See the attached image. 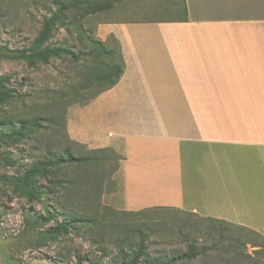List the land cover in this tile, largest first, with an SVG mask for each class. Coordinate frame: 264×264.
Segmentation results:
<instances>
[{
	"label": "crops",
	"instance_id": "0c3cea01",
	"mask_svg": "<svg viewBox=\"0 0 264 264\" xmlns=\"http://www.w3.org/2000/svg\"><path fill=\"white\" fill-rule=\"evenodd\" d=\"M183 1L177 22L96 24L123 73L69 111L66 135L120 158L119 211H185L264 236V0Z\"/></svg>",
	"mask_w": 264,
	"mask_h": 264
},
{
	"label": "rangeland",
	"instance_id": "374dc122",
	"mask_svg": "<svg viewBox=\"0 0 264 264\" xmlns=\"http://www.w3.org/2000/svg\"><path fill=\"white\" fill-rule=\"evenodd\" d=\"M181 1L116 0L87 17L69 14L36 53L71 49L75 56L41 60L30 47L45 8H53L44 0H0V264H264V236L185 211H119L109 197L121 191L120 158L81 151L65 132L69 111L113 80L97 79L96 66L120 63L113 43L108 57L85 49L96 24L177 22ZM68 157L85 159L37 167ZM48 213L56 219L48 222ZM72 218L78 223L49 238V229ZM189 245L205 256L182 260Z\"/></svg>",
	"mask_w": 264,
	"mask_h": 264
},
{
	"label": "trees",
	"instance_id": "16d2710c",
	"mask_svg": "<svg viewBox=\"0 0 264 264\" xmlns=\"http://www.w3.org/2000/svg\"><path fill=\"white\" fill-rule=\"evenodd\" d=\"M44 1H47L48 4L53 8V10L50 8H45V12L47 15L43 17L42 22H41V28L39 29L37 37L35 38V40L33 41L30 47L31 51L35 53V58H38L41 60H45L49 55L57 56L59 54H66L71 57L75 56L74 53L71 51V49H68V50L67 49H53V50H46V51L44 50V51H41L40 53H36L44 46L45 43H47L51 39L52 34L56 29V26L58 24L63 23L64 20L68 18L69 14L78 13L80 18L87 17L97 12L109 10L111 8L112 2L116 0H44ZM42 4L44 6H47L46 3H42ZM181 4L182 5H181V9L179 13H180L181 19L184 20L187 13H186V8H185L183 0L181 1ZM86 48H90V50L92 49L99 50L102 52V54L105 57H108L110 55L109 53L110 51L105 50L106 45L97 41L96 39H92L91 41H89L85 49ZM118 56L120 58L119 53H118ZM123 69H124V64L121 61V59H120L119 64H116V63L98 64L95 69L96 71H99L96 78L102 79V78L113 77V80L110 82L109 86L106 88V89H110L113 86H115L117 82L119 81L123 73ZM99 152L108 153V151L106 150L97 151V153ZM84 159L85 158L78 159L75 157H68L67 159L46 161L45 163H43L42 165H38L37 167L43 170H46L47 168L59 166V165L66 164V163H80L82 162L81 160H84ZM40 194H42L41 191H40ZM154 209L162 210L159 208H154ZM150 211H154V210L147 209V210H143V211L133 213V214L135 215L145 214ZM33 219H35V221L42 220L41 217H37V216H34ZM55 219H56V215H51V213H48V217L46 219L48 222L49 221L52 222ZM78 220H79L78 218H72V220L68 222H61L56 227L49 229L46 233L49 236V238H52L61 232L62 233L67 232L70 228H72L73 224L78 223ZM205 220L210 221V222H218L212 219H205ZM236 228L239 229L240 231H245L249 235L260 237V235L250 230H246L240 227H236ZM255 247L257 246L255 245L253 248ZM187 250H188L187 253H185L182 257V260L186 258L196 259L198 256L200 255L205 256L206 254L205 250L197 251L195 249V246L193 245H189ZM167 264H174V262H169Z\"/></svg>",
	"mask_w": 264,
	"mask_h": 264
}]
</instances>
